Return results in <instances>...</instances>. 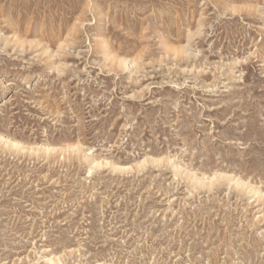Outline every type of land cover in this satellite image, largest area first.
<instances>
[{
	"label": "rangeland",
	"instance_id": "rangeland-1",
	"mask_svg": "<svg viewBox=\"0 0 264 264\" xmlns=\"http://www.w3.org/2000/svg\"><path fill=\"white\" fill-rule=\"evenodd\" d=\"M0 264H264V0H0Z\"/></svg>",
	"mask_w": 264,
	"mask_h": 264
},
{
	"label": "bare ground",
	"instance_id": "bare-ground-1",
	"mask_svg": "<svg viewBox=\"0 0 264 264\" xmlns=\"http://www.w3.org/2000/svg\"><path fill=\"white\" fill-rule=\"evenodd\" d=\"M49 261H52L51 259H49Z\"/></svg>",
	"mask_w": 264,
	"mask_h": 264
}]
</instances>
